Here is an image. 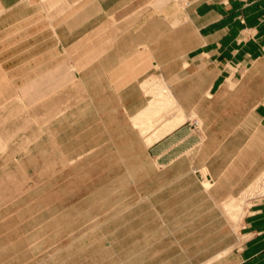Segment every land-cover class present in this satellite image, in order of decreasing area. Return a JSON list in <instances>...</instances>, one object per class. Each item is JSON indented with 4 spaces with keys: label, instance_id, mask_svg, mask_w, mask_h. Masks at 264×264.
<instances>
[{
    "label": "rangeland",
    "instance_id": "rangeland-1",
    "mask_svg": "<svg viewBox=\"0 0 264 264\" xmlns=\"http://www.w3.org/2000/svg\"><path fill=\"white\" fill-rule=\"evenodd\" d=\"M237 1L241 46L251 16L264 57V0ZM89 56L59 91L0 77V264L216 263L264 205V128L239 107L251 82L264 100V58L220 60L207 92L158 67L122 91Z\"/></svg>",
    "mask_w": 264,
    "mask_h": 264
},
{
    "label": "crops",
    "instance_id": "crops-1",
    "mask_svg": "<svg viewBox=\"0 0 264 264\" xmlns=\"http://www.w3.org/2000/svg\"><path fill=\"white\" fill-rule=\"evenodd\" d=\"M243 6L237 0H0V77L17 84L25 77L29 87L24 90L31 92L59 91L81 78L82 54L89 52L93 68L104 61L112 82L127 80L122 91H128L133 78L158 67L164 75L184 76L189 91L195 77H205L202 90L209 92L211 74L226 75L220 60L264 58L257 52L258 21L251 16L253 47L247 53L241 46L243 25L237 15ZM228 29L233 34L226 35ZM115 59L121 61L114 64ZM247 75H257L254 63ZM247 93L248 104L239 107H248L264 128V100L259 104L252 82ZM202 122L206 129V120ZM189 129L180 127L171 138L184 134L189 140ZM239 236V244L214 264H264L261 202L245 216Z\"/></svg>",
    "mask_w": 264,
    "mask_h": 264
},
{
    "label": "built area",
    "instance_id": "built-area-1",
    "mask_svg": "<svg viewBox=\"0 0 264 264\" xmlns=\"http://www.w3.org/2000/svg\"><path fill=\"white\" fill-rule=\"evenodd\" d=\"M263 195H264V192H263Z\"/></svg>",
    "mask_w": 264,
    "mask_h": 264
},
{
    "label": "bare ground",
    "instance_id": "bare-ground-1",
    "mask_svg": "<svg viewBox=\"0 0 264 264\" xmlns=\"http://www.w3.org/2000/svg\"><path fill=\"white\" fill-rule=\"evenodd\" d=\"M169 118V117H168Z\"/></svg>",
    "mask_w": 264,
    "mask_h": 264
}]
</instances>
